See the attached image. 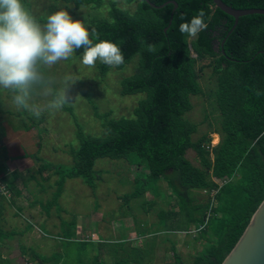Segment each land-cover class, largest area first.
Masks as SVG:
<instances>
[{
	"label": "trees",
	"instance_id": "1",
	"mask_svg": "<svg viewBox=\"0 0 264 264\" xmlns=\"http://www.w3.org/2000/svg\"><path fill=\"white\" fill-rule=\"evenodd\" d=\"M55 1L67 6L73 4L76 8H99L104 2ZM125 1L128 4L136 2V9L130 12L111 1L108 18H98L84 26L94 43L99 42L98 35L100 40L116 43L124 55V62L118 67L99 62V77L103 79L113 68L123 70L134 61L132 73L122 77L119 93L125 97L144 94L143 99L136 101L130 118H111L110 112L98 114L104 131L101 138L85 135L78 124L75 130L78 146L69 148L72 161L69 167L44 163L35 155L25 154L35 158L37 168L28 170L23 185L26 187L36 175L42 177L49 170L59 176L56 198H59L65 179H81L94 189L101 178L93 169L95 160L129 161V153L134 152L140 160L133 165L141 168V175L134 178L132 193L122 197L124 202L137 200L142 211L147 212L156 205L157 183L164 182L175 205L171 210L159 211L158 229L163 224L167 226L166 233H190L194 227L198 233L192 240L199 247L190 264H221L264 199V16L240 17L228 35L234 19L217 9L212 0H149L154 5L174 1L175 10L172 4L155 9L144 0ZM222 1L234 9H264V0ZM200 10L205 12L207 30L196 37L182 34L179 25L190 21ZM41 23L45 25L44 21ZM82 52L83 49H78L74 53ZM207 59H210L207 65L196 68V64ZM208 67L215 79L208 99L219 117L217 127L211 132L219 135L215 146L204 144L206 136L193 140L198 124L186 118L192 110L191 96L203 95L199 81ZM23 116V126L18 129L37 128L40 131L43 115L37 117L24 112ZM1 145L0 158L5 153ZM189 150L196 154L199 165L186 158ZM4 170L5 166L0 164V182L10 197L18 199L21 193L14 181L20 173L13 171L8 176ZM40 189L44 191L41 186ZM147 193L151 195L150 200ZM195 193L197 196L203 193L205 200L200 201ZM57 200L53 202L51 197L40 204L46 215H50L54 204L58 206L57 213L64 211ZM10 201L15 204L13 199ZM170 222L174 225L168 226ZM59 227L60 233L55 237L58 252L48 256L32 248H22V256L27 255L31 264H142L145 258L136 248L125 252L124 241L108 246L101 239L97 242L77 239V217L74 215L66 220L61 218ZM158 229L151 232L152 235L157 234ZM144 235L145 232L140 234ZM104 249L115 257L114 261H105ZM145 251L147 256L150 252ZM171 251L173 262L169 264H186L174 244Z\"/></svg>",
	"mask_w": 264,
	"mask_h": 264
},
{
	"label": "rangeland",
	"instance_id": "2",
	"mask_svg": "<svg viewBox=\"0 0 264 264\" xmlns=\"http://www.w3.org/2000/svg\"><path fill=\"white\" fill-rule=\"evenodd\" d=\"M111 1L130 12H133L137 6L136 2L128 4L125 0H104L103 6L99 8L93 6L76 8L73 4L62 5L55 0H22V3L43 28L44 24L41 22L46 23L47 16L59 10L68 11L74 20H80L83 24L98 18H108ZM99 62L97 60L95 67L85 66L82 63V53L79 55L73 53L69 59L60 60L52 66L38 60L35 65L37 79L28 87L24 104L16 103L15 96L22 94L20 90L0 86V135L3 134L0 144L5 151L0 158V164L5 166V174L9 176L15 168L21 171H26V167L30 168V171L35 170L37 161L33 157H26L25 154L35 155L44 160L42 161L44 163L69 167L72 163L68 154L69 148L76 149L78 146L75 134L78 124L85 135L101 138L104 136V131L98 121V114L110 112V117L115 119L132 117V109L136 101L143 99L144 94L125 97L120 95L119 91L122 77L132 73L134 61L126 65L123 70L111 69L103 79L99 77L97 68ZM209 62L210 60H206L198 63L196 68ZM67 76H71L72 80H66ZM214 81V77H211V68H205L199 81L203 95L191 96L192 110L186 115L189 121L198 124L193 140L202 136L206 138L214 136L210 146H215L219 142V135L211 133L217 127L218 112L208 99L209 90L214 88ZM61 94L66 95L67 102L60 109L52 107L53 103L60 99ZM24 112L39 113V116H44V121L39 125L40 131L37 128L29 131L18 129L19 126H23L21 119L24 117ZM2 152L1 148L0 153ZM20 152L23 154L19 155ZM19 156L26 158L21 159ZM8 157L14 159L8 160ZM186 158L194 165H199L192 150L187 152ZM138 159L134 152L129 153L130 162L109 158L97 159L93 169L101 178L96 182V187L92 189L86 186L81 179H65L59 198H56L59 190L56 181L59 180V176L49 170L42 174L44 178L36 175L37 180L30 181L31 186H34L31 187V192L29 182L26 187L19 185L18 188L21 187L20 190L25 195L21 194L16 199L15 204L5 211L4 217L11 215L10 229L16 228V232L22 233L12 238L10 250L0 246V256L14 258L11 264H31L27 261V255L22 256L20 252L22 248H32L38 254L48 256L58 252L55 237L59 232V221L61 218L68 219L74 215L78 218L77 224L80 227L75 235L79 240L97 242L101 239L108 246L124 241L125 252L128 253L136 248L139 250L138 254L145 257L141 260L142 264L173 262L171 246L174 244L182 260L190 264L199 247L192 240L198 231L191 227L190 233H166L167 226L163 224L158 229L159 211L161 209L168 211L175 205V199L164 182L157 183L159 189L155 198L156 205L147 212L142 211L137 200L124 202L122 199L124 195L132 193L135 189L133 180L138 174L141 175V168L133 165L140 160ZM13 163L19 165L14 166ZM26 177L25 172L22 173L21 178L26 179ZM2 186L3 184H0V191ZM40 186L44 191L38 194ZM202 195L197 196L195 193L200 201H204L205 197ZM8 196L9 193H6L5 197ZM51 197L53 202L58 199L59 208L63 209V212L57 213L58 206L54 204L50 215L44 213L41 205ZM146 197L150 200V193H147ZM32 201L37 204L34 209L28 206ZM17 207L21 208L20 212ZM15 212L18 213L16 217L12 215ZM27 221L32 227L24 231ZM171 225L174 223L168 224ZM2 227L9 231L5 225ZM157 229L159 232L152 235L151 232ZM47 231L49 237L46 235ZM142 232H145L144 236H140ZM9 243L10 241L8 245ZM143 249L150 253L145 256L146 251ZM120 254L121 252L117 256L119 257ZM103 257L108 263L115 260V257L108 253V249L103 250Z\"/></svg>",
	"mask_w": 264,
	"mask_h": 264
},
{
	"label": "clouds",
	"instance_id": "3",
	"mask_svg": "<svg viewBox=\"0 0 264 264\" xmlns=\"http://www.w3.org/2000/svg\"><path fill=\"white\" fill-rule=\"evenodd\" d=\"M204 17L205 12L200 10L190 21L181 23L179 31L189 37L198 36L208 28ZM96 40L99 42L94 43L84 24L66 10L48 15L41 28L22 0H0V86L20 90L16 103L24 104L28 87L37 79V61L52 66L69 59L78 49H83L85 66L95 67L97 60L110 67L123 64L124 55L116 43L100 40L98 35ZM65 79L70 81L72 77ZM66 102V95L61 94L52 107L60 109Z\"/></svg>",
	"mask_w": 264,
	"mask_h": 264
},
{
	"label": "water",
	"instance_id": "4",
	"mask_svg": "<svg viewBox=\"0 0 264 264\" xmlns=\"http://www.w3.org/2000/svg\"><path fill=\"white\" fill-rule=\"evenodd\" d=\"M144 1L155 9L163 8L168 4L174 6L173 10L177 7L174 1H167L161 5H154L149 0ZM212 2L217 9L234 19V24L228 35L235 28L240 17L254 14L264 16V9L261 8L234 9L226 5L222 0H212ZM223 42L224 40L222 44ZM213 138L214 136L206 138L204 144L208 146ZM221 264H264V199L253 213L242 235Z\"/></svg>",
	"mask_w": 264,
	"mask_h": 264
},
{
	"label": "crops",
	"instance_id": "5",
	"mask_svg": "<svg viewBox=\"0 0 264 264\" xmlns=\"http://www.w3.org/2000/svg\"><path fill=\"white\" fill-rule=\"evenodd\" d=\"M37 148H38V145H37ZM39 149V148H38ZM38 149H37V151H38ZM36 151V150H35ZM23 154V152H20V154L19 155H22ZM23 158H26V157H23ZM22 159V158H21ZM14 162V161H13ZM19 162V161H18ZM20 163V162H19ZM13 165L14 166H17V165H19L18 163H13ZM26 169V171H21V170H18V169H14V170H12L11 172H13V171H17V172H19L20 173V176L14 181V186L16 187V188H18V186L19 185H23V180L24 179H22L21 178V176H22V173H24L25 172V174H26V176L28 177V174H29V171L28 170H30V168H25ZM0 177H1V174H0ZM26 177V178H27ZM30 184H29V187H30V192H31V187H34V186H31V182H29ZM0 184H3V183H1L0 182ZM24 186V185H23ZM3 187V188H2ZM1 188H2V190L0 191V195L1 196H3L4 198H2V197H0V234H2V238H0V246H4L5 248H7V250H10L12 247H11V242L13 241V237L14 236H17L19 233L21 234L22 232H16L17 230H16V228H11L10 229V217H11V215H9L8 217H4V213H5V211L8 209V208H10V207H12L14 204L10 201V199H13L14 200V202L16 201V199H14L13 197H10V195L8 196V197H5V195H6V191L5 192H3L5 189H4V185L2 186ZM19 189V188H18ZM20 189H21V187H20ZM19 189V190H20ZM20 193L21 194H23V192H21V190H20ZM41 193H43V191L42 190H40V189H38V194H41ZM23 195H25V194H23ZM19 198V197H18ZM35 205H37V204H35L34 203V201H32V202H30L29 204H28V206H31V207H29V208H32V209H34V208H36L37 206H35ZM39 205V204H38ZM17 210H18V212H20L21 211V208L20 207H17ZM12 215L14 216V217H16V216H18V213L17 212H15V213H12ZM63 219V218H62ZM66 220V219H65ZM77 221H78V218H77ZM60 222V221H59ZM6 226L8 229H9V231H6V230H4L3 229V227L2 226ZM78 226H77V233L79 232V230H80V227H79V224H77ZM30 227H32V224L31 223H29L28 221H27V226L25 227V229H23L24 231H27L28 229H30ZM58 233H60V227H59V232ZM46 235L49 237V235H48V231H47V233H46ZM58 235V234H57ZM56 235V236H57ZM13 238V239H12ZM3 241V242H2ZM8 241H10V243H9V245H8ZM20 252H21V250H20ZM14 258H10L9 256H6V258H3V257H1L0 256V264H11V261L13 260Z\"/></svg>",
	"mask_w": 264,
	"mask_h": 264
},
{
	"label": "flooded vegetation",
	"instance_id": "6",
	"mask_svg": "<svg viewBox=\"0 0 264 264\" xmlns=\"http://www.w3.org/2000/svg\"><path fill=\"white\" fill-rule=\"evenodd\" d=\"M214 47H215V50L217 51V45H216V44H215V46H214ZM207 60H210V59H207Z\"/></svg>",
	"mask_w": 264,
	"mask_h": 264
}]
</instances>
